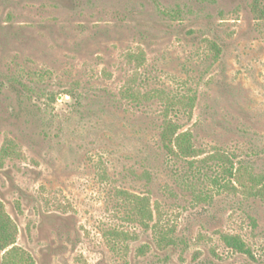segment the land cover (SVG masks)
Segmentation results:
<instances>
[{
    "label": "rangeland",
    "instance_id": "obj_1",
    "mask_svg": "<svg viewBox=\"0 0 264 264\" xmlns=\"http://www.w3.org/2000/svg\"><path fill=\"white\" fill-rule=\"evenodd\" d=\"M255 3L0 0V200L36 264H264V201L213 158L264 174ZM166 119L199 157L163 149ZM125 193L150 198V226L177 246L159 245Z\"/></svg>",
    "mask_w": 264,
    "mask_h": 264
},
{
    "label": "trees",
    "instance_id": "obj_2",
    "mask_svg": "<svg viewBox=\"0 0 264 264\" xmlns=\"http://www.w3.org/2000/svg\"><path fill=\"white\" fill-rule=\"evenodd\" d=\"M254 11L260 19L264 20V7L255 3ZM129 94L132 100L138 102L146 98L144 96L140 97L139 94L131 91ZM158 97L163 98V95L158 94ZM194 102L195 97H184L179 100L178 104L185 109L190 108L192 110ZM160 140L163 149L168 154H174L184 159H194L201 155V151L193 143L192 134L190 132H181L180 127L172 120L166 119L164 121ZM213 158L222 164L223 174L229 178V182L234 181L240 187L242 193L264 201V174L256 175L245 166L235 168L230 156L222 152H217ZM224 187L226 188L227 185ZM125 195L134 205L136 215L140 218L141 224L146 229L154 230L158 238L157 241L162 248L177 246L178 242L174 236V230L164 229L160 226L159 220L152 227L150 226L154 215L149 197H140L130 193H125ZM17 237L18 227L0 200V264H36L30 254L16 245ZM221 239L234 252L253 257L251 249L240 236L224 235Z\"/></svg>",
    "mask_w": 264,
    "mask_h": 264
}]
</instances>
